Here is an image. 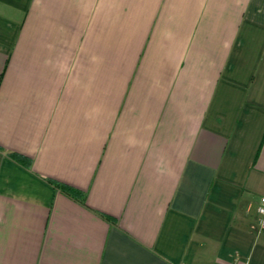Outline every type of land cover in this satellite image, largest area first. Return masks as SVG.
Segmentation results:
<instances>
[{
    "label": "crops",
    "instance_id": "1",
    "mask_svg": "<svg viewBox=\"0 0 264 264\" xmlns=\"http://www.w3.org/2000/svg\"><path fill=\"white\" fill-rule=\"evenodd\" d=\"M262 198L264 0H0V264H264Z\"/></svg>",
    "mask_w": 264,
    "mask_h": 264
},
{
    "label": "built area",
    "instance_id": "2",
    "mask_svg": "<svg viewBox=\"0 0 264 264\" xmlns=\"http://www.w3.org/2000/svg\"><path fill=\"white\" fill-rule=\"evenodd\" d=\"M258 214L260 217V225L264 228V198L261 199L260 205L258 207Z\"/></svg>",
    "mask_w": 264,
    "mask_h": 264
},
{
    "label": "trees",
    "instance_id": "3",
    "mask_svg": "<svg viewBox=\"0 0 264 264\" xmlns=\"http://www.w3.org/2000/svg\"><path fill=\"white\" fill-rule=\"evenodd\" d=\"M61 187H63V188H67V190H68L69 192H72V193H74L75 195H79V194H80V192L75 191L74 189H72V188H70V187H64L63 185H61Z\"/></svg>",
    "mask_w": 264,
    "mask_h": 264
}]
</instances>
